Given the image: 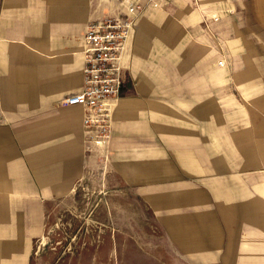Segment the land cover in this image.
Wrapping results in <instances>:
<instances>
[{"label": "crops", "instance_id": "0c3cea01", "mask_svg": "<svg viewBox=\"0 0 264 264\" xmlns=\"http://www.w3.org/2000/svg\"><path fill=\"white\" fill-rule=\"evenodd\" d=\"M129 1L0 0V264H35L50 214L98 178L137 198L103 211L137 214L140 264H264V0L145 4L109 139L87 150L63 99L87 20Z\"/></svg>", "mask_w": 264, "mask_h": 264}, {"label": "rangeland", "instance_id": "374dc122", "mask_svg": "<svg viewBox=\"0 0 264 264\" xmlns=\"http://www.w3.org/2000/svg\"><path fill=\"white\" fill-rule=\"evenodd\" d=\"M100 157H105L98 155V162L102 164ZM100 171L98 168V173ZM77 188L74 199H67L66 205L59 209L56 207L50 214L45 233L34 242L33 263L123 264V259H126L127 264H140L136 242H141L139 245L142 248L148 246L143 238L147 230L139 225L137 214H129L126 219L129 220L128 225H122L123 213L119 208L112 213L103 211L107 204H137L131 189L128 196L123 198L120 193L121 181L109 182L99 178L83 182ZM95 206L99 208L92 211ZM123 239L126 243L122 245Z\"/></svg>", "mask_w": 264, "mask_h": 264}, {"label": "built area", "instance_id": "2783aa9c", "mask_svg": "<svg viewBox=\"0 0 264 264\" xmlns=\"http://www.w3.org/2000/svg\"><path fill=\"white\" fill-rule=\"evenodd\" d=\"M145 4L158 6L159 0H130L127 15L106 14L87 20L82 36V86L65 97V104L82 108L81 123L86 149L104 148L110 136L112 108L120 91L123 52L134 15ZM105 157L102 152L101 156Z\"/></svg>", "mask_w": 264, "mask_h": 264}]
</instances>
